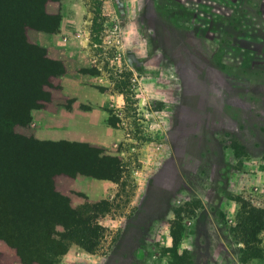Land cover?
I'll return each mask as SVG.
<instances>
[{
	"label": "rangeland",
	"instance_id": "rangeland-1",
	"mask_svg": "<svg viewBox=\"0 0 264 264\" xmlns=\"http://www.w3.org/2000/svg\"><path fill=\"white\" fill-rule=\"evenodd\" d=\"M237 1L252 5L259 0H48L45 20L25 24L27 39L45 47L65 68L46 88L51 100L44 107L72 110L75 99L63 89L81 83V65L89 67L86 82L112 94L115 104L104 107L119 135V156L112 154L115 147L89 142L104 157L117 160L113 194L89 204L90 210L104 213L99 220H88L90 230L101 236L95 240L96 252L81 253V236L91 240L81 226L69 232L74 248L52 264H264V216L256 234L248 217L251 207L264 214V155L256 168L225 169L223 142L191 129L203 119L217 128L216 110L210 116L190 110L185 87L196 80L189 69L181 74L175 70L180 59L198 71L208 65L186 39H202L212 51L217 39L241 37L231 20L246 15ZM212 4L234 9L230 17H216L226 24L218 29L222 36L214 24H206V6ZM81 6L86 10L82 22ZM256 17L252 14L250 20ZM81 26L87 39H81ZM245 131L253 136L251 125ZM14 132L31 136L28 125H17ZM248 136L234 143L236 150L252 149ZM260 137L264 151V125ZM189 141L195 148L192 155L184 146ZM63 175H55L54 183L57 179L64 186ZM70 194L74 208L88 201L78 190ZM0 263L39 264L23 262L3 240Z\"/></svg>",
	"mask_w": 264,
	"mask_h": 264
},
{
	"label": "trees",
	"instance_id": "trees-1",
	"mask_svg": "<svg viewBox=\"0 0 264 264\" xmlns=\"http://www.w3.org/2000/svg\"><path fill=\"white\" fill-rule=\"evenodd\" d=\"M46 1L0 0V240L23 262L39 264H52L66 253L73 229L88 230L92 241L81 236L87 250L101 237L90 230L88 221L97 220L99 211L90 210V203L74 208L55 188L54 176L84 174L115 181L117 166L114 156L104 157L101 149L87 142L39 140L14 132L15 126L30 123L33 109L51 100L46 88L65 72L62 62L50 58L45 47L25 34L27 22L47 17ZM111 118L107 123L115 127ZM262 213L251 207L253 234L262 229Z\"/></svg>",
	"mask_w": 264,
	"mask_h": 264
},
{
	"label": "crops",
	"instance_id": "crops-1",
	"mask_svg": "<svg viewBox=\"0 0 264 264\" xmlns=\"http://www.w3.org/2000/svg\"><path fill=\"white\" fill-rule=\"evenodd\" d=\"M241 2L242 5H240V1H237V7L246 15L239 19H231L234 27L238 28L237 32L241 37L234 36L235 38L230 39L228 36L227 39H217L216 49L212 51L202 39H186L185 44H190L192 50L197 52L208 65L204 71H198L191 64L186 68L185 62H181L180 59V63L175 66V70H179L180 74L182 70L189 69L190 75L193 77L191 80H196L195 82L191 81L185 87V96L190 100L188 108L202 112L207 116H210L213 110L217 112V128H211L208 122L206 123V120L203 119L195 120L196 128L191 129L202 134L204 132L212 133L215 139L222 141V154L228 158L225 169L238 172L248 170L246 166L249 165L256 168L259 157L264 155L260 143L262 125H264V0H259L257 4L253 3L252 5H249L247 1ZM83 7L81 6V22L84 17L83 13H86L85 7ZM206 7L209 9V13L205 12L208 16L206 24L209 27L214 24L216 31L226 25L222 21L216 20V17L223 18L224 15L230 17L231 12H234V9L230 7L223 9L213 4ZM252 14L257 16L254 21L250 20ZM196 15L195 13L194 16L196 17ZM234 27L232 28L234 29ZM82 32L85 33L86 29L82 30L81 26V39H87V36H82ZM219 35H223V30L219 31ZM98 71L99 69H97V73ZM89 74H91L89 67L81 65V83L69 84L63 89L66 95L75 99L72 110L62 111L63 109L60 108L57 111H51L48 107L33 109L31 121L28 124V135L39 140L81 141L97 143L103 148L113 149L115 147L112 154L119 156L117 151L119 135L115 127L107 123L110 112L106 111L104 107L107 102L110 105L114 103L111 99L112 94L102 91L95 85L88 84L86 80H88ZM185 79L187 82L190 78ZM80 105L81 110L78 109ZM62 116L65 119H62ZM56 117L61 119L57 121ZM203 124H205L204 127ZM246 125L252 126V137L247 135ZM244 136L253 140L252 149L236 150L234 143L241 144L240 141L245 139ZM185 145L192 155L195 149H193V143L191 144L189 141L185 142ZM246 156L251 157V160H247ZM62 180L66 183L64 186L59 185L58 180L55 179V186L61 194L68 195L70 199V192L78 190L88 200L85 202L83 199L81 204L75 207L81 209L91 202L111 196L117 185L116 181L84 174L63 175ZM97 214L96 219L99 220L104 213ZM201 219L202 216L199 217V220ZM98 246L99 244L92 250H87L81 245V253H95ZM73 248L74 246H70L68 251Z\"/></svg>",
	"mask_w": 264,
	"mask_h": 264
}]
</instances>
